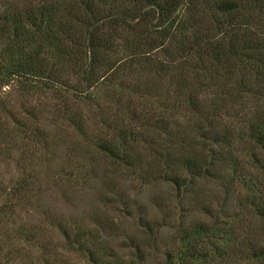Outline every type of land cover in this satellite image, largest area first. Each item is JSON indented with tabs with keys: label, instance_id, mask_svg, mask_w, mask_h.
Here are the masks:
<instances>
[{
	"label": "trees",
	"instance_id": "obj_1",
	"mask_svg": "<svg viewBox=\"0 0 264 264\" xmlns=\"http://www.w3.org/2000/svg\"><path fill=\"white\" fill-rule=\"evenodd\" d=\"M45 112L81 138L78 167L102 157L118 178L174 189L161 220L120 189L104 199L118 216L91 228L52 216L64 253L159 264L165 239L162 264H264V0H0V154L59 146ZM42 229L17 230L39 250L22 262L71 264ZM117 236L124 255L109 244Z\"/></svg>",
	"mask_w": 264,
	"mask_h": 264
},
{
	"label": "rangeland",
	"instance_id": "obj_2",
	"mask_svg": "<svg viewBox=\"0 0 264 264\" xmlns=\"http://www.w3.org/2000/svg\"><path fill=\"white\" fill-rule=\"evenodd\" d=\"M33 102L36 103V100L34 99ZM28 105L33 106L34 104ZM44 114L43 116L48 122L50 121L47 124L52 127L54 125L52 124L53 117H50L47 112ZM94 124L96 129L92 128L90 135L96 136L95 131H99L101 126L97 120L92 121V125ZM50 126L47 128L49 129ZM52 128L51 137L56 135L54 137L56 141L61 139L59 146L51 142L50 150L39 151L33 145L26 147L24 143H18L17 148L10 155L5 152L0 154V209H4L5 204L8 205L4 212L5 221L0 224V264H7L8 261L9 264H24L26 261L22 262L21 260L23 250L26 251L28 259L34 257L39 250L34 248H31L32 251L28 250V246L21 241V237H17L15 234L20 228L29 230L38 227L43 228L42 231L45 230L46 240H50L52 244L56 245L60 253L63 252L62 254L71 264H83L78 255L64 253V248L60 247L64 243L63 238L60 232L50 225L51 219L49 218L58 216L70 226L82 222L89 228L94 225L93 217L116 218L118 214L112 206H106L104 199L110 196L113 190L116 193L120 189L131 200L135 199L140 204H144V207L150 212V216L161 220L166 214V208L160 212L158 202L169 198L167 195L174 194L173 187L164 183L143 185L136 179L129 177L125 179V175H120L121 178H118L119 175L108 170L110 165L102 157L98 162L92 156H87L83 159L82 167H78V155L72 152L71 146L80 145L81 138L73 136V132L62 125L60 128ZM57 136L58 138H56ZM94 157L96 156L94 155ZM94 167H98L97 171L100 175L95 181L89 180L86 176ZM85 177L87 178L85 179ZM22 179L29 181V189L20 198L12 200L9 194L15 191L13 187H16V183ZM203 187L211 191L207 195L213 194L215 197L219 194L215 186L207 184ZM222 197L223 194L220 193V198ZM215 206L219 205L216 203ZM137 222L131 218L126 219L123 228L132 234L135 232ZM248 225L252 228L250 231H257V228L250 222ZM162 235L168 241L167 238L172 237L173 233L162 232ZM122 238V236H117L114 240L110 239L109 241V244L119 255L125 254L124 250L119 247ZM164 240L161 239V243L158 245L159 253L153 254L155 258L153 262H160L159 264L164 262L161 256L162 248L166 244ZM6 258L9 260L6 261Z\"/></svg>",
	"mask_w": 264,
	"mask_h": 264
}]
</instances>
